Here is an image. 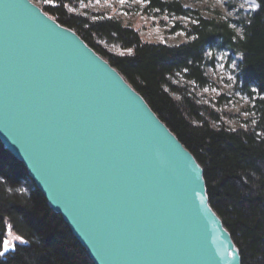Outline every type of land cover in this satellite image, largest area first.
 <instances>
[{
    "label": "water",
    "instance_id": "1",
    "mask_svg": "<svg viewBox=\"0 0 264 264\" xmlns=\"http://www.w3.org/2000/svg\"><path fill=\"white\" fill-rule=\"evenodd\" d=\"M0 140L95 264H242L194 153L33 0H0Z\"/></svg>",
    "mask_w": 264,
    "mask_h": 264
},
{
    "label": "trees",
    "instance_id": "2",
    "mask_svg": "<svg viewBox=\"0 0 264 264\" xmlns=\"http://www.w3.org/2000/svg\"><path fill=\"white\" fill-rule=\"evenodd\" d=\"M62 25L77 31L148 101L204 167L211 206L231 232L242 264H264V98L247 127L218 124L190 90L173 78L182 74L199 86L208 84L206 50L228 47L239 55L242 86L264 94V0L250 15L203 18L186 28L187 41L149 42L120 19L90 17L69 9L70 0H34ZM145 9L189 15L180 0H143ZM119 44L125 53L108 51L99 41ZM22 237L16 250L0 255V264H95L62 215L55 212L27 168L0 140V250L8 230Z\"/></svg>",
    "mask_w": 264,
    "mask_h": 264
},
{
    "label": "rangeland",
    "instance_id": "3",
    "mask_svg": "<svg viewBox=\"0 0 264 264\" xmlns=\"http://www.w3.org/2000/svg\"><path fill=\"white\" fill-rule=\"evenodd\" d=\"M180 1L189 15L176 16L147 11L143 0H70L69 9L85 17L102 14L118 18L124 24L138 30L146 41L175 45L187 41L184 28L198 17L231 19L237 32L241 34L242 27L235 21L242 16L252 14L258 7L256 0ZM253 4L256 7L253 8ZM98 42L108 51L125 53V50L117 43L107 42L104 39H99ZM239 59V55L228 47L209 48L206 50V61L203 66L208 79L207 85L202 87L193 81H187L182 74L173 78L176 84L193 92L207 112L213 111L218 115V124L224 123L233 129L247 127L254 122L257 116L256 100L264 98V94L250 93L243 88ZM16 237L19 236L10 229L5 239L10 240L12 245H16L21 241Z\"/></svg>",
    "mask_w": 264,
    "mask_h": 264
},
{
    "label": "snow or ice",
    "instance_id": "4",
    "mask_svg": "<svg viewBox=\"0 0 264 264\" xmlns=\"http://www.w3.org/2000/svg\"><path fill=\"white\" fill-rule=\"evenodd\" d=\"M45 2H51V0H45ZM252 7H256L255 4L252 5ZM18 240H22V237H16ZM14 246L12 245L11 241L8 239H4L2 242V250H0V255H3L5 251H8L10 248H13Z\"/></svg>",
    "mask_w": 264,
    "mask_h": 264
},
{
    "label": "bare ground",
    "instance_id": "5",
    "mask_svg": "<svg viewBox=\"0 0 264 264\" xmlns=\"http://www.w3.org/2000/svg\"><path fill=\"white\" fill-rule=\"evenodd\" d=\"M13 246L15 247V250H16V245H15V244H13Z\"/></svg>",
    "mask_w": 264,
    "mask_h": 264
}]
</instances>
